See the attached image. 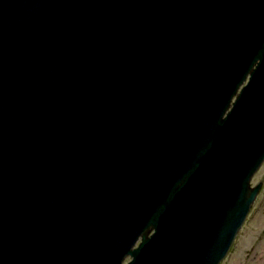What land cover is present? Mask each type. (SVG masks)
<instances>
[{
    "label": "water",
    "instance_id": "95a60500",
    "mask_svg": "<svg viewBox=\"0 0 264 264\" xmlns=\"http://www.w3.org/2000/svg\"><path fill=\"white\" fill-rule=\"evenodd\" d=\"M263 159L264 0H0V264H218Z\"/></svg>",
    "mask_w": 264,
    "mask_h": 264
},
{
    "label": "rangeland",
    "instance_id": "374dc122",
    "mask_svg": "<svg viewBox=\"0 0 264 264\" xmlns=\"http://www.w3.org/2000/svg\"><path fill=\"white\" fill-rule=\"evenodd\" d=\"M260 176H264V164L255 174L253 182H257ZM253 210L252 218L237 231L218 264H264V188Z\"/></svg>",
    "mask_w": 264,
    "mask_h": 264
},
{
    "label": "flooded vegetation",
    "instance_id": "af4514ba",
    "mask_svg": "<svg viewBox=\"0 0 264 264\" xmlns=\"http://www.w3.org/2000/svg\"><path fill=\"white\" fill-rule=\"evenodd\" d=\"M263 164H264V159L262 160V162H261L259 168H260ZM259 168H258V170H259ZM258 170H256V172H254V174L251 176L250 181H249V185H250L251 187H253V186H255L256 184H259V188H258V190H257V193H256V195H255V197H254V200H253L252 204L250 205V207H249V209H248V211H247V213H246V216H245V218H244V220H243V222H242V224H241L239 230L241 229L242 225H244V223H247V221H248L250 218H252L251 216L254 214V210H253V208H254V204H255V202L259 199L260 194L262 193V190H263V188H264V176H260V178H259V180H257V182H256V181L253 182V179H254V177H255V174L258 172ZM239 230H238V231H239ZM262 232H264V229H263Z\"/></svg>",
    "mask_w": 264,
    "mask_h": 264
},
{
    "label": "bare ground",
    "instance_id": "6f19581e",
    "mask_svg": "<svg viewBox=\"0 0 264 264\" xmlns=\"http://www.w3.org/2000/svg\"><path fill=\"white\" fill-rule=\"evenodd\" d=\"M250 186V185H249Z\"/></svg>",
    "mask_w": 264,
    "mask_h": 264
}]
</instances>
